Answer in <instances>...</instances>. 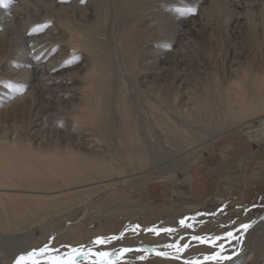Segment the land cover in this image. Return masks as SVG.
<instances>
[{"label":"bare ground","instance_id":"1","mask_svg":"<svg viewBox=\"0 0 264 264\" xmlns=\"http://www.w3.org/2000/svg\"><path fill=\"white\" fill-rule=\"evenodd\" d=\"M110 1L121 31L129 28L120 33L123 40L118 50L110 46L107 29L102 30L110 26ZM189 3L198 5V11L187 16V25L191 23L187 37L183 35V40L187 38V77L183 71L176 74L168 87L169 69L186 63L183 47L175 50L182 42L173 17L176 6ZM31 4L34 16L43 14L40 26L47 25L43 27L47 34L40 40L32 37L39 20H33ZM12 5L0 10V64L13 58L9 81L16 90L22 89V96L5 103L0 120L10 114L12 106H23L30 97L42 98L50 109L55 107L50 85L57 78L52 73H63L67 65L54 59L57 51L64 60L71 54H85L90 63L85 65L89 89L81 90L82 103L70 108L81 112L80 117L75 114L71 124H58L64 134L49 136L51 128L37 121L30 129L31 138L23 139L15 126H0V264H15L19 255L30 251L48 221L65 216L74 220L102 193L176 172L228 134L249 132L253 137L259 130L257 142L264 141V0H13ZM205 33L213 43L206 61L196 55ZM243 38L250 43L248 48L246 42H242L245 47H238V39ZM159 40L171 48L162 46L155 56L144 59L146 47L153 48L149 43ZM116 52L127 64L124 75L121 70L117 73L121 76L111 63ZM149 66L164 84L146 81ZM207 72L217 76L218 99L210 95L207 85L211 84L202 83L207 81L202 75ZM191 73L196 77L194 84ZM1 92L11 95L7 87ZM62 109L48 116L57 119ZM239 236V244H229L232 259L226 264H264V219ZM197 250L204 254L191 256ZM211 253L208 247H200L187 255L202 260ZM147 255L148 251H132L126 256ZM188 257L180 258L185 263L179 258V262L167 263L186 264Z\"/></svg>","mask_w":264,"mask_h":264},{"label":"rangeland","instance_id":"2","mask_svg":"<svg viewBox=\"0 0 264 264\" xmlns=\"http://www.w3.org/2000/svg\"><path fill=\"white\" fill-rule=\"evenodd\" d=\"M110 2L112 3L107 6L111 12L109 13L110 18L108 23L110 26H106L107 28L101 27L102 30L107 29L105 34L109 36L107 38L110 42V46H112L114 50H118L117 47L123 40L121 37L126 28L121 31L120 28H123V26L118 25V16L116 17V15H118L117 11L115 10L116 13L114 12L113 1ZM15 6L16 4H13L12 8ZM31 7L30 14L32 18L34 17L33 20H36V18L39 20L38 22L36 21L37 24L34 26H40L42 24H40V22L43 14L41 13L39 17L34 16V6L31 4ZM176 7L177 9H181L184 6ZM115 8L118 9L119 6L115 5ZM176 13L173 17L176 25L175 31L177 30L180 38L183 40L184 34L187 37V29L190 27L191 21L189 25H187V16ZM10 14H12V11H10ZM182 16L186 18V20H183L184 18ZM194 19H199V17H195ZM182 20L184 23L181 22ZM36 32H33V36H31L35 37L37 40H40L41 35L47 34L43 28ZM117 33L119 34L117 35ZM120 33H122V35ZM118 36L121 40L117 39ZM217 36L218 40L220 37L218 34ZM56 37L59 39L61 35H56ZM200 37L201 49L196 51V55L198 54V57L206 61V59L208 60L207 56L209 55L210 46L213 43L211 44L206 33ZM181 39L180 41L182 43H177V48L175 47V50H180L179 48L183 47L181 51L186 59V63L181 65L178 69H169L170 75L166 83L168 87L171 85L176 74L183 71L186 74L185 77H187V38L183 41ZM238 41L240 42L237 44L238 47H245L243 46L245 42V48H248L250 45L246 38L241 40L238 39ZM163 42L165 41L159 40L149 43L153 48L149 49L150 46H148V48L146 47L148 55L143 58L145 59L149 56L153 57L156 53H159V50L163 46ZM58 53L59 51L53 54L56 57L54 59L56 61L63 60V62H67V65L63 73L57 74L54 73L55 71L52 73V75L58 79H55V83L50 85L52 89L51 94L57 101L54 105L55 107L50 109L46 106L42 98L40 99L37 96L35 98L30 97L28 98V103H26L27 105L24 104L22 106L18 104L15 108L12 106L10 114L8 113L1 117L0 126H15L20 131L21 138L28 139L31 138L29 135L30 129L33 128V125L35 123L37 124L38 121V123H45L43 126L48 130L51 128L53 132H50L48 135L55 137V135H59V133L64 134V128L61 127V125L59 126V123L71 124L73 122V115L76 114L80 117L81 112H75V110L71 111L70 108L73 103H82L79 98L81 97V90L87 91L89 89L88 85H86L87 81L85 80V75H88L86 73L88 69L85 65L88 66L90 63L87 61L85 54L79 52L76 55H69L66 57L67 60L60 59L63 56ZM166 54L169 56V53ZM166 54H160L159 56L164 57ZM204 54L206 56H204ZM121 56L120 52L117 53V55H115L116 58L112 60L111 63H113V66L115 64L114 70H119V72L115 71L116 74H120L121 70L123 71L121 75H124L126 72L124 71L126 69L125 66L127 64L124 57L122 56V58ZM220 58L219 56V59ZM12 60L13 58L9 59V62L5 64L2 63L3 65L0 64V97L4 96V100L0 98V109L6 106L5 103L9 101L15 102L22 96V89L18 91L14 86H6L7 84H12V82L9 81L10 74L12 73V69L9 68V65H11ZM20 60L22 59H19V61ZM55 60L54 63H56ZM124 64L126 65L124 66ZM145 64H147V61ZM148 68L147 73L149 74L146 77V81L150 84H164V82H161L162 80L157 78V70L150 68V66ZM207 73L210 74L207 75ZM207 73L202 74L203 77L207 79V81H202V83L207 82L211 84L207 85L209 90L211 89L210 95L218 99L217 84L214 83V78L217 76L214 75L213 72ZM191 74L192 76L190 79L192 80V84H194V82H196V77L194 73ZM78 76L79 78H77ZM63 78H65V80ZM185 81L187 84V79ZM82 82L85 83L83 84ZM79 85H81L82 88L85 86V88L80 89ZM3 87H7L11 95L10 93L6 95V93L1 92ZM30 90L32 89L29 88L26 90L25 94L30 92ZM58 109H62V112L61 115L58 114L59 116H57V119L48 116V113L55 112V115L60 113ZM64 109L70 110L67 112L68 114L66 111L64 114ZM259 134V130L254 133L253 137H250L249 132L228 134L221 139L219 143L195 155L176 172L155 175L153 178L143 183L136 184L133 187H117L100 194L93 202L89 203L85 209H81L80 215L74 220H71V217L65 216L63 218L48 221V223L38 231L32 249H38L45 244H49L52 248L59 249L60 253L63 254L71 247H92L91 241L95 240L97 237L118 236L120 233H123V239L112 241L106 246H97V249L104 251H114L119 248L129 247H131L130 249H133V251L138 249H155V251H148L150 255L143 256L144 259L126 256V253L123 256L122 264H124V262H126V264H168L167 261L175 260L177 262L180 260V262L182 261L181 263H185V260H181L180 258H184V256L188 257L189 253L194 248L200 247H208L211 253L213 249L209 245L198 243L191 238L193 236L223 235L226 231L235 232L242 224H250L253 226L259 220L264 219V141L260 143L257 142L261 138ZM53 143L56 142L53 140ZM221 209H223V212H221ZM181 220L185 221V225L180 224ZM189 224L192 225V227H186V225ZM137 226H139V228H137ZM152 228L158 231L170 228L174 229V231L171 234L164 231H159V234H156L148 231V229ZM209 229H212V231L208 233L207 231ZM185 231H187V234ZM242 232L243 231L237 234L239 235ZM184 238H188L184 244H189V247L183 252L178 253L175 248L168 247V245L171 244H181ZM232 242L233 241H226L228 244ZM184 244L179 246H183ZM65 246H68V248ZM161 252L167 253V255H159L158 253ZM203 254L201 250H197L191 256ZM190 260L196 261L197 259H189L188 257L187 261Z\"/></svg>","mask_w":264,"mask_h":264},{"label":"snow or ice","instance_id":"3","mask_svg":"<svg viewBox=\"0 0 264 264\" xmlns=\"http://www.w3.org/2000/svg\"><path fill=\"white\" fill-rule=\"evenodd\" d=\"M13 3V0H0V8L8 9ZM177 13L184 16L195 15L198 11V5L187 4L181 9H176ZM47 25L37 26L33 29L36 32ZM163 46L171 48V44L164 42ZM7 87H13L11 84H7ZM226 207V206H225ZM223 212V209H221ZM181 225H185V221H180ZM186 227H192V225H186ZM250 224H242L240 228H237L235 232L226 231L223 235H205V236H193L191 239L201 244L209 245L213 251L210 255L203 256L202 260L187 261L186 264H203L205 261H212L215 264H226L227 261L232 259V255L229 254L228 250L230 245L226 241H234L239 244L241 242L240 236L237 233L246 231L250 228ZM139 228V226H137ZM148 231L159 234V231H164L171 234L174 229H161L155 228L148 229ZM124 234L120 233L118 236L114 235L111 237H97L91 241L92 247H71L63 254L60 253L59 249H54L49 244H45L43 247L38 249H32L24 254L19 255L16 258L15 264H122L123 256L125 253L132 252L130 248H119L114 251L98 250L97 246H106L112 241L123 239ZM68 248V246H65ZM170 248H175L176 251L183 252L189 247V244L179 245H168ZM136 251H155V249H138ZM232 253H235V249H232ZM159 255H167V253H158ZM178 258V257H177ZM140 259H144L143 256ZM126 264V262H124Z\"/></svg>","mask_w":264,"mask_h":264}]
</instances>
